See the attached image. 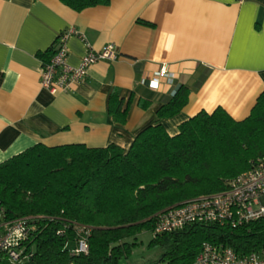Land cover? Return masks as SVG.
Returning a JSON list of instances; mask_svg holds the SVG:
<instances>
[{
  "label": "crops",
  "instance_id": "0c3cea01",
  "mask_svg": "<svg viewBox=\"0 0 264 264\" xmlns=\"http://www.w3.org/2000/svg\"><path fill=\"white\" fill-rule=\"evenodd\" d=\"M69 28L77 33L66 42L70 65L106 44L119 56L93 63L69 90L49 92L38 53L53 50ZM162 67L172 84L149 88ZM179 85L189 88L186 105L158 118ZM112 91L124 105L130 98L124 124L108 112ZM262 91L264 0H110L81 11L60 0H0V163L37 143L127 150L148 125L175 135L180 123L216 107L242 120Z\"/></svg>",
  "mask_w": 264,
  "mask_h": 264
},
{
  "label": "trees",
  "instance_id": "16d2710c",
  "mask_svg": "<svg viewBox=\"0 0 264 264\" xmlns=\"http://www.w3.org/2000/svg\"><path fill=\"white\" fill-rule=\"evenodd\" d=\"M60 1L75 11L110 2ZM51 54L52 49L38 53L44 61ZM188 95L187 86H177L157 117L177 114ZM129 99L124 105L116 91L110 93L108 112L115 122L125 123ZM260 157L264 91L242 120L222 107L202 110L180 123L175 135L160 123L146 126L127 150L115 144H34L0 163V203L7 218L31 219L32 233L24 243L29 256L19 264H118L136 244L128 240L142 232L151 234L148 247L159 251L153 263L192 264L204 241L241 254L264 248V219L237 228L192 223L154 234L158 214L225 190ZM79 225L89 229L86 253L72 251Z\"/></svg>",
  "mask_w": 264,
  "mask_h": 264
},
{
  "label": "built area",
  "instance_id": "2783aa9c",
  "mask_svg": "<svg viewBox=\"0 0 264 264\" xmlns=\"http://www.w3.org/2000/svg\"><path fill=\"white\" fill-rule=\"evenodd\" d=\"M77 34L72 28L61 32L53 46L51 56L42 62L40 84L49 92L67 91L74 84L85 79L89 67L99 61H114L119 52L114 44H106L99 50L88 48L78 65L67 62L66 42L70 35ZM79 35V34H78ZM79 37L82 38L81 35ZM174 74L164 67L158 76L147 82L149 88L157 89L160 81L171 85ZM143 82V81H142ZM225 190L189 199L160 212L154 234L181 230L192 223H209L237 228L264 219V157L244 172L227 182ZM30 218L9 219L0 203V257H7L13 263H22L29 256L24 243L32 233ZM74 253L88 251L86 226H75ZM62 231L58 230L57 234ZM159 264H168L161 262ZM192 264H264V248L248 253H238L229 246L204 241Z\"/></svg>",
  "mask_w": 264,
  "mask_h": 264
},
{
  "label": "rangeland",
  "instance_id": "374dc122",
  "mask_svg": "<svg viewBox=\"0 0 264 264\" xmlns=\"http://www.w3.org/2000/svg\"><path fill=\"white\" fill-rule=\"evenodd\" d=\"M150 239L151 234L149 232L138 234L135 240L129 239V242L135 241L136 244L132 245L131 253L128 256L119 259L118 264H155L153 261L157 258L159 251L148 247ZM0 264H13V262L7 257H0Z\"/></svg>",
  "mask_w": 264,
  "mask_h": 264
}]
</instances>
